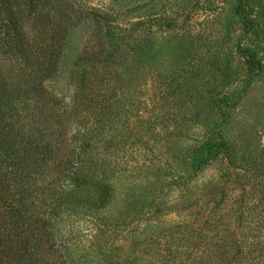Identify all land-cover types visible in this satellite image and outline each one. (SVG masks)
I'll return each mask as SVG.
<instances>
[{"label": "rangeland", "instance_id": "obj_1", "mask_svg": "<svg viewBox=\"0 0 264 264\" xmlns=\"http://www.w3.org/2000/svg\"><path fill=\"white\" fill-rule=\"evenodd\" d=\"M46 1L24 15L33 41L49 42L51 3L65 14L72 2L120 28L107 27L99 62L117 68L112 203L65 221L70 257L264 264V0ZM82 21L64 38L69 64L101 44L92 15ZM45 84L71 101L65 72Z\"/></svg>", "mask_w": 264, "mask_h": 264}, {"label": "trees", "instance_id": "obj_2", "mask_svg": "<svg viewBox=\"0 0 264 264\" xmlns=\"http://www.w3.org/2000/svg\"><path fill=\"white\" fill-rule=\"evenodd\" d=\"M45 1L0 0V264H81L67 253L65 221L112 203L108 153L117 68L99 62L109 50L102 37L107 27L120 28L72 2L65 14L51 3L49 42L33 41L24 15L42 13ZM85 15L95 20L92 36L102 47L97 51V43L69 64L64 38ZM61 72L71 79L70 102L45 84Z\"/></svg>", "mask_w": 264, "mask_h": 264}]
</instances>
